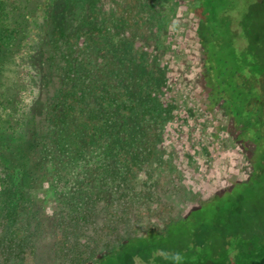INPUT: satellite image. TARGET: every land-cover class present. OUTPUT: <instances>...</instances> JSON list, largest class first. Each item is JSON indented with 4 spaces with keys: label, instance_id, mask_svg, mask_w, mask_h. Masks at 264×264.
I'll list each match as a JSON object with an SVG mask.
<instances>
[{
    "label": "rangeland",
    "instance_id": "1",
    "mask_svg": "<svg viewBox=\"0 0 264 264\" xmlns=\"http://www.w3.org/2000/svg\"><path fill=\"white\" fill-rule=\"evenodd\" d=\"M119 1L98 2L99 14L107 26H112L118 20L114 12L122 5ZM122 1L126 9L122 16L125 23L137 22L136 25H130L133 32L142 37L146 44L157 39V50L162 53L158 62L166 68L167 90L175 103L173 120L164 127V146L171 148L180 166L173 167L169 151L166 154L160 148L151 149V156L144 159L139 155L137 161L117 160L119 175L114 181L107 175V162L102 159L105 148H102L79 161L73 171L76 177L69 186L56 183L51 171L53 186L45 198L39 197L43 199L40 214L45 217L56 216V222L41 227L45 230L41 231L42 237L35 245L41 255L33 254L35 239L29 235L34 232L36 238L39 236L35 219L29 228L25 227V220L31 211L24 202L14 210L9 208L14 202L10 199L16 194L12 186L17 185L19 175L6 177L0 173V264H40L42 261L47 264H66L78 257L85 260L86 264H92L109 252L111 242H119L120 239H115L116 235L133 238L146 234L156 227V222L162 217H183L198 206L199 200L210 198L218 191H224L227 186L230 190L220 198L215 197L212 207H217L221 199L223 205H219L218 213L226 209L231 212L238 210L237 219L234 220L232 216L228 218L219 228L221 231L217 232L214 253L197 254V262L264 264V127L258 130L261 139L253 140V135L257 134L255 127L259 125L253 121L249 125L245 123L241 132L244 134L243 146L221 129L227 121L222 111L217 107L208 114L200 110L197 97L204 88L203 73L200 71L202 51L195 37V20L203 22L207 12L210 29L204 35L203 23L197 32L198 36L209 41L204 45L211 54L210 60L204 62L207 67L205 71H208L211 80L218 75L225 81L230 80L227 79L230 70L238 71V79L233 76L231 82L239 80L242 83L241 97H244V102L236 108L230 107V110L237 111L246 120V112H250V109L262 111L264 106V0H205L207 8L196 13L193 11L200 7L197 0H166L162 3V10L157 13L146 5L145 9L139 7L142 2L138 0ZM63 3L64 0L44 1L31 19L21 51L16 57V64L22 71L24 89L21 91V108L27 115V123L35 109H43L37 31L49 11L61 8ZM139 9L144 11L140 14ZM232 24L239 28V33L231 30ZM143 25L145 28L140 31ZM106 32L103 31L102 36ZM211 34L215 36L211 38ZM135 50L140 51L138 48ZM134 141L138 144L137 149H143L141 137L138 139L134 136ZM250 150L254 155L252 159ZM127 169L128 192L120 182ZM259 169L262 172L256 176ZM241 181L246 182L235 184ZM73 188L77 189L75 193ZM6 192L10 199L5 198L3 201L2 195ZM74 194H79L77 205L72 201L76 196ZM214 208H211V213L218 216ZM82 219L96 224L90 225ZM13 220L16 223L8 229ZM102 220L114 221L105 228L111 240L103 243L96 240L99 251L92 252L90 248L95 247L93 240L97 238ZM157 227L161 228L162 225L158 224ZM210 227L213 226L201 229ZM71 230H75L76 235L71 236ZM58 235L62 236L61 242L57 241ZM150 243L142 249L143 255L136 252L135 256L128 258L130 248L123 246L121 255L115 252L95 264H177L186 257L184 254L170 255L167 247L163 253L157 252L153 245L157 242L152 239ZM58 247H61V253L49 257L50 248L57 250Z\"/></svg>",
    "mask_w": 264,
    "mask_h": 264
},
{
    "label": "trees",
    "instance_id": "2",
    "mask_svg": "<svg viewBox=\"0 0 264 264\" xmlns=\"http://www.w3.org/2000/svg\"><path fill=\"white\" fill-rule=\"evenodd\" d=\"M44 1L0 0V173L6 177L19 175L17 185L12 186L16 194L10 199L9 193L6 192L2 195V200L7 198L14 201L9 207L13 210L19 205L22 206L24 202L26 208L31 211L25 220V227L29 228V224L35 219L39 238H36L34 232L29 235L35 239L33 246L31 245L34 249L33 254L39 255L41 251L36 249L35 245L42 237L41 231L45 230L41 227H44V224L51 226L56 222V216L45 217L40 214L43 199L39 197L45 198L53 186L51 171L56 177V183L69 186L76 177L73 171L79 161L87 154L102 148H105L102 159L107 162V175L114 181L119 175L117 160L137 161L139 155L144 159L151 156V149L160 148L166 154L169 151L170 160L174 162L173 167L180 166L173 157L171 148L164 146L166 139L164 127L173 120L175 103L174 97L167 90L166 68L158 62L162 53L157 50L158 45L155 42L157 39L146 44L142 37L133 32L134 29L130 25H136L137 22L125 23L122 16L126 9L122 0L119 1L122 3L119 5L120 9L117 8L114 12L115 19L118 20L112 26H107L102 21L98 9L99 0H64L61 8L49 11L37 31L40 41L38 63L43 109H35L30 114V122L25 121L27 115H24L21 108V91L24 89L22 71L16 64V57L21 51L31 19ZM138 1L142 2L139 7L145 9L146 5L157 13L162 10V3L166 0ZM197 2L200 7L193 12L207 8L205 0ZM142 11L144 10L139 9L140 14ZM204 17L206 19L203 22L195 20V37L202 51L200 71L203 73L204 87L197 97V105L207 114L214 107L222 111L227 121L221 129L230 138L245 146L242 139L244 134L241 133L242 126L253 121L259 125L254 126L256 130L260 131V128L264 127V106L262 111L250 109V112H246V120L237 111L230 110V107L236 108L243 104L244 97H241L243 86L239 80L236 83L231 82L233 76L238 79V71H229L230 75L227 78L229 81L221 79L222 76L218 75L211 80L208 71H205L207 67L204 62L210 60L211 54L204 45L209 41L197 35L203 23L204 35L210 29L207 12ZM144 28V25L141 26L140 31ZM105 30L106 34L102 36ZM231 30L239 33V28L235 24L231 25ZM214 36L215 34H211V38ZM137 48L140 51H136ZM136 54L139 55L138 58L135 57ZM257 131V134L253 135V140L261 139L260 132ZM134 136L142 138L143 149H137L138 144H135ZM250 152L252 153L251 150ZM253 157L252 153L251 159ZM127 171L128 169L120 182L122 188L128 192L130 186L126 183V176L129 174ZM261 172L259 169L256 176ZM244 182L246 181L235 184ZM229 190L227 186L224 191H218L210 198L199 200L198 206L183 217L177 219L162 217L156 222V227L146 234L133 238L116 235L115 239H120L119 242L117 244L111 242L109 252L92 264L115 252H120L121 255L123 246L130 248L128 258L136 252L143 255L142 249L151 244L152 239L157 242L153 244L157 252L163 253V250L168 248L170 255L186 256L177 264H199L197 254L208 252L212 255L215 251L217 232L221 231L219 228H222L229 217L237 219L238 210L231 212L226 209L225 212L218 213L219 205H223L220 203L221 199L217 207H212L214 198L222 197ZM72 191L75 193L77 189L73 188ZM78 197L79 194L72 198L74 205L80 200ZM211 208L219 215L211 213ZM109 222L114 221L102 220L99 224L97 238L93 240L95 247L90 248L92 252L99 251L96 240L102 243L111 240L109 233L105 231L107 226H111ZM15 223L13 220L8 229ZM85 223L96 224L91 220ZM158 224L162 227H157ZM207 225L215 229L213 227L201 229L209 227ZM78 228L81 233V228ZM69 234L73 236L76 232L71 230ZM57 241H62L61 235L57 236ZM60 248L57 250L50 248L49 257L61 253ZM40 264L47 262L42 261ZM66 264H86V261L78 257Z\"/></svg>",
    "mask_w": 264,
    "mask_h": 264
}]
</instances>
